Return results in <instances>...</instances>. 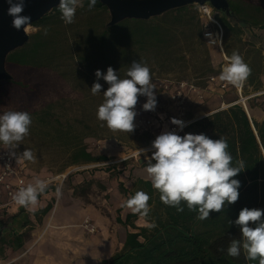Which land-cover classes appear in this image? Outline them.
<instances>
[{
    "label": "trees",
    "instance_id": "obj_1",
    "mask_svg": "<svg viewBox=\"0 0 264 264\" xmlns=\"http://www.w3.org/2000/svg\"><path fill=\"white\" fill-rule=\"evenodd\" d=\"M226 1L233 19L217 13L224 31L223 50L228 57L233 52L241 54L245 51L244 62L251 69L243 87V97H247L264 87V56L261 49L243 44L242 36L245 29L264 31V0L257 1L255 7L246 4L245 0L246 3ZM82 2L83 7L77 8L75 15V19L80 16L79 24L70 35L65 30H72L73 23L63 22L59 8L32 25L38 32L30 36L23 48L7 58L6 70L12 80L0 82V106L10 105L18 98L19 110L29 113L30 108L48 96L45 79L48 72L75 83H106L102 78L97 80L96 70L106 74L108 67H112L120 78H126L133 61L148 67H172L175 61H181L192 67L200 66L194 75L204 80L219 75L211 65L203 40V21L193 7L171 11L147 22L127 20L107 28L108 22L102 19L107 15V9L98 1L91 9L88 7L89 0ZM62 36L64 41L60 39ZM196 85L204 86L205 81L204 85ZM248 86L251 87L249 92ZM245 105L248 113L241 104H235L190 124L180 134H205L213 140L221 136L226 139L233 166H238V161L244 162V169L234 177L240 182L237 202L226 203L223 211H213L208 219L199 220L198 210L190 211L184 202L181 204L183 212L165 205L151 182L137 180L130 194L120 183L118 188L122 194L147 193L150 197L149 211L147 215L128 214L124 222L119 218L116 220L135 232L128 233L122 250L102 264H258V261L246 259L243 250L238 257L227 255L231 241L240 239V229L234 223L239 212L245 207L264 210V121L256 120L253 111L261 108L254 101H246ZM52 109L53 105H48L35 117L43 128H53L55 124L56 135H66L71 141L68 147L71 166L110 161L104 154L94 156L89 153L82 138L76 133L71 134L69 125L52 121ZM16 164L20 167L17 160ZM111 171L114 168H108V172ZM51 209L52 205H47L35 216H46ZM138 217H144L149 226L136 228L132 222ZM20 239L21 236L15 238L18 244Z\"/></svg>",
    "mask_w": 264,
    "mask_h": 264
},
{
    "label": "rangeland",
    "instance_id": "obj_2",
    "mask_svg": "<svg viewBox=\"0 0 264 264\" xmlns=\"http://www.w3.org/2000/svg\"><path fill=\"white\" fill-rule=\"evenodd\" d=\"M232 1L242 2L244 0ZM245 1L246 4L255 7L257 5L256 2L259 0ZM193 8L196 9V7ZM102 19L105 20V22H109V14L107 13ZM79 20L80 16H78L71 25L72 30L69 31V29H67L65 33L70 35L73 29L75 31V27L79 24ZM83 27L87 26L84 25ZM36 32H38V29L30 26L27 34L30 38V36ZM74 37L76 38L77 36ZM80 37L81 35H79V38ZM60 39L64 41L65 37L62 36ZM242 42L246 46H253L254 48L264 51V31L256 29L251 31L245 29ZM246 48L245 50H247ZM207 50L210 55L212 67L221 74L227 62L217 50L209 48H207ZM244 52L245 51L239 54L242 56L243 60L245 59ZM225 56L229 58L226 54ZM198 68H200V66L197 65V67H192L182 64L181 61H175L172 67H149L152 80L184 81L204 85L205 78L194 75V72H196ZM44 71H46V69ZM47 74L48 76L45 79L47 87L46 93H48V96L43 101L36 103L30 108L29 113L34 115L31 116L32 124L29 134L14 148L0 143V151H9L15 156L16 160L20 163V168L23 169V174L28 184H34L37 179L43 180L47 182L46 189L48 188L53 191L57 189L56 198H59L60 194L67 192H70L69 195L71 197L70 200L69 198H60V200H62L60 208L52 224L48 223V220L42 224V217L38 218L30 214L24 216V220L21 224L26 225V222H28L27 220L31 219L33 221L31 224H33V227L37 228L36 237H38L39 232L43 233L42 239H40L42 241L39 246H36L37 244L34 245L36 247H34L35 249L32 248L34 251L29 257H26L17 264H29L32 262L34 256L39 253L41 257H46V255L49 256L46 261L48 264H64V262L68 264H81L82 257H87L89 259L88 264H95L96 257L108 256L109 253L113 251L111 241L107 240L108 232L103 240L104 234L102 227L105 223V219L100 217V215L106 217V221L109 222V225L113 224V222L118 224L116 221L118 218L122 222L125 221L130 209L122 207V203L129 198L130 195L122 194L118 188V184L121 183L124 190L130 194V192L134 190V183L137 180H142L139 179V177H147L150 179L146 172V168L148 158L151 157L154 151L151 147L152 142L159 134H138L135 132V129L130 133L119 130L113 131L110 130L106 124L99 121L96 112L98 106L103 102V92L109 87L108 84L100 81H90L86 84H81L75 83L74 81L70 82L69 79L65 80V78H61L58 74L53 72H48ZM95 82H99L102 85L101 93L97 95H93L91 92V87ZM250 90L251 87L248 86L247 91L249 92ZM237 96V93L233 90H230V92L225 95L213 93L208 96L203 103H197L195 100V102H190L189 106L192 105L190 108H198L199 110L195 109V113L197 115L201 113V115L199 114L198 116H202L205 111L210 112L212 110H219L222 108L223 104L225 107L230 105L237 100ZM15 100L16 101H11L10 105L0 106V114H3L5 111H20L19 99L15 98ZM238 101L239 98L236 102ZM157 104L160 105L161 112H168L171 109L168 100L163 96L158 98ZM48 105H53L51 120H58L65 125H69L68 127H71V134L76 133L82 138L83 145L89 153L94 156L104 154L110 161L102 164L71 166L70 151H68L71 141L69 142L66 135H63V137L56 135L55 124L53 128H51L52 126L43 128L38 122V118L35 117L36 113H40ZM259 107L261 110L256 108V110L253 111L254 114H264V108L261 106ZM190 116H192V114L189 115L188 113V119L191 118ZM93 135L95 137H92ZM25 149L31 150L32 159L24 157L23 152ZM140 149L145 151L140 153ZM141 159L145 160L142 165L138 163ZM152 163H155V161L153 160ZM108 168H114V171L109 173ZM61 176H66L65 180L62 181ZM76 179L79 184L74 186L73 181ZM54 186H56V188ZM96 212L100 215L98 213L96 214ZM86 217H90L97 230L95 236L89 235L81 226ZM58 220H63L61 224L67 226L66 232L71 235V242L70 244L68 243L67 246V248L71 247V251L70 253H66V255H63L58 250V247L55 245L57 243L52 242L51 239L52 234L58 232L54 231V226L58 225ZM132 223L138 229L147 228L149 226L144 217H138V219ZM44 229L45 231L43 232ZM32 230L34 231L32 228L21 235L20 245L14 240V250L13 248H9V244L4 236L0 238V262L13 260L24 252L25 244L27 243V247L32 244V238L30 236ZM130 231H132V229ZM87 244H89L87 249L82 248ZM75 249L77 250L76 252Z\"/></svg>",
    "mask_w": 264,
    "mask_h": 264
},
{
    "label": "clouds",
    "instance_id": "obj_3",
    "mask_svg": "<svg viewBox=\"0 0 264 264\" xmlns=\"http://www.w3.org/2000/svg\"><path fill=\"white\" fill-rule=\"evenodd\" d=\"M9 5L7 15L12 17L11 27L17 31L23 28L27 33L31 26V17L23 15L25 0H6ZM97 0H89V9L95 7ZM61 19L65 24L75 20L82 0H59ZM46 34V33H45ZM209 44H222L219 36L205 33ZM220 79L234 86H240L248 78L251 69L241 55L233 52L227 58ZM97 80L103 79L109 87L103 92V102L98 106L97 119L113 131L132 132L137 115L135 107L140 96L147 97L143 104L145 111H153L157 100L155 86L146 64L133 61L126 72V78H120L117 72L108 67L106 74L96 70ZM102 85L95 82L91 87L93 95L101 93ZM171 123L181 130L183 121L172 118ZM32 124L31 115L25 111H5L0 114V143L10 148L17 147L29 134ZM154 149L148 158L146 172L152 187L160 193V200L167 206L183 212L182 202L190 211H197V219L205 220L210 213L221 212L225 204H233L239 198L240 182L234 179L244 169V162L233 166V157L227 151L228 143L224 137L213 140L205 134H185L180 136L172 131L158 135L151 145ZM145 150L140 149L139 152ZM23 155L32 159V152L25 149ZM155 163H152V161ZM47 182L37 179L34 184L20 189L13 197L22 205H34L39 193H43ZM150 197L144 191H137L122 203V207L133 213L147 215ZM232 223V221H230ZM240 229V239H233L227 248V255L238 257L243 250L246 259L264 264V210L243 208L234 221ZM254 225V227L252 226Z\"/></svg>",
    "mask_w": 264,
    "mask_h": 264
},
{
    "label": "built area",
    "instance_id": "obj_4",
    "mask_svg": "<svg viewBox=\"0 0 264 264\" xmlns=\"http://www.w3.org/2000/svg\"><path fill=\"white\" fill-rule=\"evenodd\" d=\"M196 10L204 24L203 40L206 47L217 50L223 59L228 62L223 51L224 31L218 21L217 13L209 6L197 7ZM205 33H212L214 37L218 35L222 44H209V38L205 36ZM262 56H264V51H262ZM153 83L156 100L161 96L165 97L171 105L172 111L161 112L159 104H156L155 110L145 111L143 104L147 102V97L140 96L135 107L137 115L134 123L135 132L138 134L160 135L165 131H172L178 135L182 134L187 126L194 123L187 118L189 100L194 98L197 103H203L213 93L225 95L230 90H233L239 98L238 102L225 108L222 106L218 111L227 109L235 104H241L246 111V101H254L255 104L264 108V87L250 93L247 97H243L245 81L240 86H234L222 81L220 74L209 76L205 80L204 86H198L192 82L171 80H153ZM172 118L183 121L185 127L181 130L177 125L172 124ZM66 176H61L62 181L65 180ZM28 185L23 169L16 164L15 156L9 151H0V217L10 215L9 213L13 210H21L23 206L18 204L13 197L20 189L26 188ZM81 226L89 235H96L97 230L91 220L85 219Z\"/></svg>",
    "mask_w": 264,
    "mask_h": 264
},
{
    "label": "water",
    "instance_id": "obj_5",
    "mask_svg": "<svg viewBox=\"0 0 264 264\" xmlns=\"http://www.w3.org/2000/svg\"><path fill=\"white\" fill-rule=\"evenodd\" d=\"M109 14L107 28H113L120 23L133 21H150L163 15L187 7L209 6L216 13L230 19L233 14L226 0H97ZM59 0H25L23 15L31 17V26L54 9L59 8ZM9 5L6 0H0V82L11 81L12 77L6 70V61L10 54L23 48L29 42L27 33L11 27L12 17L7 15ZM235 22V21H234ZM144 159L139 160L142 165ZM13 216L0 217V238L12 225Z\"/></svg>",
    "mask_w": 264,
    "mask_h": 264
},
{
    "label": "crops",
    "instance_id": "obj_6",
    "mask_svg": "<svg viewBox=\"0 0 264 264\" xmlns=\"http://www.w3.org/2000/svg\"><path fill=\"white\" fill-rule=\"evenodd\" d=\"M191 98L188 102V113L189 115L192 114V116H190L191 118L188 119L189 121L192 122H196L199 121L203 118H206L210 115H212L213 113L217 112L218 110H212V111H205L203 112L202 116H198L199 114L201 115V113H198V115L195 113L196 110H199L198 108H190L192 107L189 106L190 102H195V99ZM198 106V105H197ZM223 108L225 107L224 105H222ZM201 107V106H198ZM170 112L172 111V108L169 110ZM248 112V110H247ZM255 117L257 119H259L258 121H264V114L261 113H256ZM187 118H188V114H187ZM139 179H142L144 181H150V179H148L147 177H139ZM79 182L78 180H74L73 181V185H78ZM56 188V186H54ZM46 190V189H45ZM56 192L57 189L53 190H49L47 188L46 191H44L43 193H39L38 194V198H37V202L34 205H29V206H23L21 207V210L17 211V210H13L11 211L9 214L13 216L11 222L12 225L11 227L8 228V231L4 234V238L7 241V243L9 244V248H13V250L15 249V238L18 236L23 235L24 233H26L29 229H34V231H31V238H32V244L30 246H26L27 243L25 244V248H24V252H22L18 257L14 258L13 260H8V261H4V262H0V264H17L18 262H20L21 260L25 259L26 257H29L31 255V253L34 251V247L39 246L41 241L40 239H42V234L41 232L38 233V237H36V227H33V224H31L33 221L31 219H28L26 222V225H22L21 222L24 220V216L30 214L31 216H35L36 213L42 211L43 209H45L47 207V205H52V209L51 211L46 215L43 216V220H42V224H44V222L46 220H48V223H53L56 219V216L58 214V209L60 208V203L63 198H69L70 200V192L64 193V194H60L59 198H56ZM59 199V200H58ZM71 202V201H70ZM75 203V202H74ZM71 205V203H70ZM98 212H96L97 214ZM129 214H133V212L130 210L128 212ZM99 214V213H98ZM100 215V214H99ZM53 216V217H52ZM100 217L104 218V225H103V234H104V238L105 239V235L108 232V239L109 241H111L112 245H113V251L111 253H109L108 256H100V257H96L95 264H102L105 261H109L116 253L120 252L123 248L125 239H126V235L128 233H134L135 231H130L131 229L129 227H122L116 223L113 222V224L109 225V222L106 221V217H103L102 215H100ZM38 218H41V216L39 215ZM85 219L91 220L90 217H86ZM84 219V220H85ZM83 220V221H84ZM92 221V220H91ZM63 223V220H58V225L54 226V231H58V232H54L52 234V242H56L57 244L56 247H58V250L63 254L66 255V253H70L71 251V247L67 248L68 243L70 244L71 242V235L69 233L66 232L67 226L61 224ZM107 223V224H106ZM21 224V225H20ZM28 224V225H27ZM31 224V225H30ZM111 226V227H110ZM45 231V229L43 230V232ZM95 236V235H94ZM40 240V241H39ZM99 240V239H98ZM17 243V242H16ZM37 244V245H36ZM20 245V244H18ZM36 245V246H34ZM18 247V246H17ZM51 247V245H50ZM89 247V244H87L86 246H83L82 248L87 249ZM34 248V249H32ZM32 249V250H31ZM77 250L75 249V252ZM87 256V255H86ZM48 257L46 255V257H41V254H37L36 256H34L33 260L31 263L29 264H48L46 263V261L48 260ZM88 258L87 257H82L81 258V264H88ZM55 264V263H54ZM64 264H68L65 263ZM70 264V263H69Z\"/></svg>",
    "mask_w": 264,
    "mask_h": 264
},
{
    "label": "bare ground",
    "instance_id": "obj_7",
    "mask_svg": "<svg viewBox=\"0 0 264 264\" xmlns=\"http://www.w3.org/2000/svg\"><path fill=\"white\" fill-rule=\"evenodd\" d=\"M246 106V105H245ZM246 112H247V110H246ZM248 113V112H247Z\"/></svg>",
    "mask_w": 264,
    "mask_h": 264
}]
</instances>
